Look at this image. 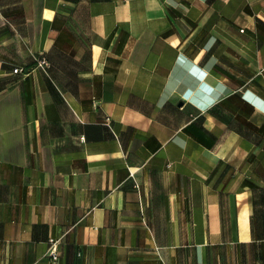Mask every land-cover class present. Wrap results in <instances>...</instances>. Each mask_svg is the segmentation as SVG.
Wrapping results in <instances>:
<instances>
[{"label": "crops", "instance_id": "crops-1", "mask_svg": "<svg viewBox=\"0 0 264 264\" xmlns=\"http://www.w3.org/2000/svg\"><path fill=\"white\" fill-rule=\"evenodd\" d=\"M0 264H264V0H0Z\"/></svg>", "mask_w": 264, "mask_h": 264}, {"label": "built area", "instance_id": "built-area-1", "mask_svg": "<svg viewBox=\"0 0 264 264\" xmlns=\"http://www.w3.org/2000/svg\"><path fill=\"white\" fill-rule=\"evenodd\" d=\"M37 63L39 66L44 67L47 65L46 61L44 60H38L36 59ZM15 74L23 72L21 69H14L13 71ZM49 247L47 251V255L53 260L56 261L58 259V252H57V246H58V241L54 239H50L49 242Z\"/></svg>", "mask_w": 264, "mask_h": 264}, {"label": "bare ground", "instance_id": "bare-ground-1", "mask_svg": "<svg viewBox=\"0 0 264 264\" xmlns=\"http://www.w3.org/2000/svg\"><path fill=\"white\" fill-rule=\"evenodd\" d=\"M240 227H241V232H240L241 233V238L242 239H248V214H247V208H245L242 211V214L240 216Z\"/></svg>", "mask_w": 264, "mask_h": 264}]
</instances>
